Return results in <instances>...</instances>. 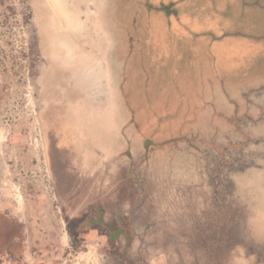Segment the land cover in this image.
Wrapping results in <instances>:
<instances>
[{"label": "rangeland", "instance_id": "374dc122", "mask_svg": "<svg viewBox=\"0 0 264 264\" xmlns=\"http://www.w3.org/2000/svg\"><path fill=\"white\" fill-rule=\"evenodd\" d=\"M55 2L0 0V264H264V0Z\"/></svg>", "mask_w": 264, "mask_h": 264}, {"label": "bare ground", "instance_id": "6f19581e", "mask_svg": "<svg viewBox=\"0 0 264 264\" xmlns=\"http://www.w3.org/2000/svg\"><path fill=\"white\" fill-rule=\"evenodd\" d=\"M49 2L52 5V7L54 8L55 13L57 14V18H59V20L63 23L62 24L63 27H61V28H66V29L68 28L69 29L71 27V29H72L73 32L79 31V29H83V26H84L83 23L84 22L82 23V21H80L79 18H77L76 16H73V18H74V20H72L73 22L72 21H69V17H67L66 15H64V11L62 10V8L58 4V2L56 3L55 0H49ZM80 8H81V6H79V3L76 4V9L78 11H80ZM83 14H85V17H87V14L85 12ZM63 34H64V31L62 30L61 33H60V35L57 34V36H60L61 37V35H63ZM63 39L64 38L61 37L60 41L64 45L66 40L64 41ZM67 41L70 42L69 39ZM82 65H83V62H82ZM94 65H96V64H94ZM94 65L93 64H90L89 65L88 63H84V65L81 68L82 71L84 73H86V76L88 77V82H89L90 85L98 84L99 83V80H100V76H101V73H99L100 74L99 75L96 71H94V69H93L95 67Z\"/></svg>", "mask_w": 264, "mask_h": 264}, {"label": "crops", "instance_id": "0c3cea01", "mask_svg": "<svg viewBox=\"0 0 264 264\" xmlns=\"http://www.w3.org/2000/svg\"><path fill=\"white\" fill-rule=\"evenodd\" d=\"M264 26V25H263ZM109 34V35H108ZM107 34V39H110V40H115V37H114V34H116V32L114 33V31H111V32H109ZM173 38H172V36H170V42H168V44L169 45H171V47H173L174 45H173V40H172ZM112 41V42H113ZM168 44L166 43L165 45H166V47L168 46ZM117 47V46H116ZM115 47V49H114V51H113V53H112V56H113V60L114 61H116L117 62V65L118 66H121V59H119L118 58V56L116 55V48ZM181 50H182V48H181ZM114 73H115V76H116V79H117V81H120L121 80V67H119V68H117L116 70H114ZM185 82H186V80H185ZM188 82V81H187ZM178 88L180 89V86L178 85ZM172 91L173 92H175L174 91V89L172 88ZM183 95V94H182ZM174 96V100H173V102L175 103V107L177 108V107H181V108H184V106H183V104L185 103V96H179V94H177V95H173ZM175 99H177L176 101L177 102H175ZM184 112V111H183ZM188 112V111H187Z\"/></svg>", "mask_w": 264, "mask_h": 264}, {"label": "trees", "instance_id": "16d2710c", "mask_svg": "<svg viewBox=\"0 0 264 264\" xmlns=\"http://www.w3.org/2000/svg\"><path fill=\"white\" fill-rule=\"evenodd\" d=\"M67 229H68V233H69V235H70V237H71V245H72V247H73V248L78 247V246H77V243H76V240H75V234H73V233L71 232V230H70L69 227H68Z\"/></svg>", "mask_w": 264, "mask_h": 264}, {"label": "flooded vegetation", "instance_id": "af4514ba", "mask_svg": "<svg viewBox=\"0 0 264 264\" xmlns=\"http://www.w3.org/2000/svg\"><path fill=\"white\" fill-rule=\"evenodd\" d=\"M216 47V46H215Z\"/></svg>", "mask_w": 264, "mask_h": 264}]
</instances>
